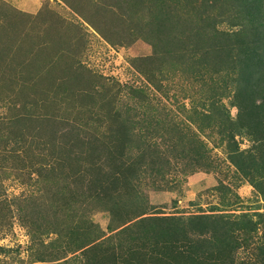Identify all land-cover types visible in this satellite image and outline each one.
<instances>
[{"label":"rangeland","instance_id":"obj_1","mask_svg":"<svg viewBox=\"0 0 264 264\" xmlns=\"http://www.w3.org/2000/svg\"><path fill=\"white\" fill-rule=\"evenodd\" d=\"M25 5L26 0H0V34L4 33L0 47L10 44L18 54H28V48L35 52L41 43L33 40L42 37L48 42L40 51L42 62L52 54L62 58L51 71L56 82L46 93L40 95L48 86L46 78L40 86L23 89L30 98L18 99V89L7 88L0 95V120L19 116L24 100L29 113L25 115L54 118L49 123H60L70 133L67 144L79 153L80 161L59 165L58 159H52V168L14 161L0 173L5 196L11 201L10 211L0 212V264H89L94 259L106 264L108 255L112 264L113 250L117 256H131L130 249L148 250L142 245L149 243L138 239L145 235L143 217L202 215L262 223L259 215L264 213V196L257 188L258 180L254 181L257 177L235 166L230 159L234 146L223 139L217 121L201 120L194 114L207 90L199 74L166 69L155 80H160L159 91L139 68L138 60L153 53L149 42L139 39L120 44L115 38L114 44L60 0H43L37 14L18 9ZM136 18L140 19L141 13ZM220 29L227 26L221 24ZM71 59L89 71L94 83L78 84L73 95L69 89L58 93L68 74L62 79L61 65H69ZM223 104L236 120L238 110L231 100ZM147 107L156 112L149 115ZM116 115L120 124L128 123L132 133L121 154L128 165L141 158L143 168L136 181L135 202L145 211L126 223L108 211L107 189L99 196L101 190L92 192L87 186L90 165L105 169L106 147L112 150L118 146L108 129L110 118ZM236 141L240 151L254 145L245 133L238 134ZM47 148L46 154L59 152L61 145ZM148 150L158 154L150 157ZM203 151L206 155L198 160ZM152 168L158 171L152 173ZM256 234L250 247L261 244L262 231ZM249 249L244 246L239 250L237 259H250L253 252Z\"/></svg>","mask_w":264,"mask_h":264},{"label":"trees","instance_id":"obj_2","mask_svg":"<svg viewBox=\"0 0 264 264\" xmlns=\"http://www.w3.org/2000/svg\"><path fill=\"white\" fill-rule=\"evenodd\" d=\"M60 1L114 44H117L115 38L120 39V44L139 39L149 42L153 53L138 60L141 64L139 68L157 86L160 82L155 81L157 76L166 69L184 75L199 74L207 90L194 114L201 120L217 121L224 134L223 139L234 146L230 159L244 174L257 177L254 181L258 180L257 188L264 196V0H104L100 4L98 0ZM138 13H141L140 19L136 18ZM42 15L43 12L40 17ZM221 24L227 29H220ZM3 37L4 33H1L0 44ZM45 40L42 37L40 41L34 39V44L41 43L37 44L35 52L28 48V54H18L10 44L0 47L1 96L10 88L9 91L18 89L19 94L15 96L18 99L30 98L23 94V89L40 86L45 78L48 86L41 89L40 95L46 93L50 85L53 86L56 81H53L51 73L62 56L52 54L42 62L41 48L48 45ZM64 64L61 65L64 67L62 79L65 72L68 74L57 89L58 93H67L69 89L73 95L78 84L87 83L90 86L94 83L89 71L83 69L78 60L71 59L69 65ZM158 90L161 91L160 86ZM226 99L231 100L232 106L238 110L236 120L232 119L230 110L223 104ZM23 103L24 100L20 108L24 111L19 116L0 120L3 126L0 127V173L7 171L14 161H31L37 167L42 164L46 168H52V159H58L59 165L69 161L76 165L80 157L67 144L70 133H66L60 123H49L54 118L38 119L35 114L25 115L29 113ZM147 108L149 115L156 112L154 108ZM118 117L110 118L111 127L108 129L119 147L114 146L112 150L106 147L105 169L90 165L92 173L87 186L92 192L101 190L99 196L107 189L108 211L121 223H126L145 211L135 202L136 181L142 176L143 168H140L141 158L128 165L121 154L132 139V133L128 123L120 124ZM244 133L251 137L254 145L250 150L240 151L236 138ZM56 145H61L59 152L46 154L47 147ZM41 152L44 154L41 155ZM156 154L155 150H148L147 153L150 157ZM205 155L203 151L198 160ZM38 157L41 162L37 161ZM159 157L160 153L155 158ZM152 169V173L158 171ZM5 195V188L0 183V212L10 211L11 201ZM136 209L137 213H133ZM259 216L262 223L240 222L241 219L232 222L225 217L202 215L187 218L143 217L145 235L138 239L143 244L149 243L142 245L149 251L130 249L131 256H117L113 250L112 264H264V213ZM260 224H263L262 227ZM258 231H262L261 244L250 247V241L258 235ZM244 246L250 248L249 252L252 251L253 255L250 259L239 261L236 255ZM109 258L110 255L106 264H109ZM89 264L104 263L94 259Z\"/></svg>","mask_w":264,"mask_h":264},{"label":"crops","instance_id":"obj_3","mask_svg":"<svg viewBox=\"0 0 264 264\" xmlns=\"http://www.w3.org/2000/svg\"><path fill=\"white\" fill-rule=\"evenodd\" d=\"M6 1V0H4ZM43 0H26V5L22 8H18L21 11L29 14H37L42 8Z\"/></svg>","mask_w":264,"mask_h":264}]
</instances>
